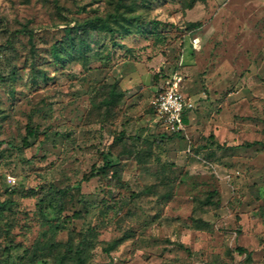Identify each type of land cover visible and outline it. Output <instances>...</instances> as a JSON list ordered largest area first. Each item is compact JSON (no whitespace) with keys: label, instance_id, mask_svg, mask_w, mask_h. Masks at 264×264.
<instances>
[{"label":"rangeland","instance_id":"obj_1","mask_svg":"<svg viewBox=\"0 0 264 264\" xmlns=\"http://www.w3.org/2000/svg\"><path fill=\"white\" fill-rule=\"evenodd\" d=\"M189 3L0 0V264H264V0Z\"/></svg>","mask_w":264,"mask_h":264},{"label":"built area","instance_id":"obj_2","mask_svg":"<svg viewBox=\"0 0 264 264\" xmlns=\"http://www.w3.org/2000/svg\"><path fill=\"white\" fill-rule=\"evenodd\" d=\"M193 47H198L199 39L193 37L191 40ZM182 76L175 72L161 86L151 100L153 113L161 124L163 129L168 133H178L184 129L185 123L183 115L194 107L193 98L185 94L181 89ZM215 264H248L239 261Z\"/></svg>","mask_w":264,"mask_h":264},{"label":"trees","instance_id":"obj_3","mask_svg":"<svg viewBox=\"0 0 264 264\" xmlns=\"http://www.w3.org/2000/svg\"><path fill=\"white\" fill-rule=\"evenodd\" d=\"M197 1H204V0H190V3L188 4L190 7L192 6L193 3L197 2ZM111 17H115L116 14H111L110 15ZM94 22L96 23H99L101 26L103 27H106L107 30H112V28L107 24V20L105 18H101L99 16H95L93 17L92 19L88 20L87 23L88 24H91V25H95ZM8 40L6 41V45H7ZM5 45V46H6ZM4 46V47H5ZM117 95H122V93L120 91L117 90V87L112 84L110 89L108 90V94H107V97L105 99V103L107 105H110L114 102L115 100V96ZM153 110V109H152ZM187 118H188V112L186 114L183 115V120H184V123L187 122ZM36 133V130L34 128H32V126H27V129H26V134L25 136L22 138V144L24 145H27L28 144V136L29 135H34ZM176 132L174 133H170V134H175ZM115 163L106 155L104 156V163L100 166H92L89 170L88 173H85L82 175V180H88L89 178L93 177L94 175H98V174H104L105 173V169L108 167V166H114ZM11 204V200L10 199H5L3 201L0 202V208H2L3 206L5 207H9V205ZM10 248H7V251H9ZM77 252V257L82 254V250L81 248H77L76 250ZM65 259V258H64ZM249 261V259L247 260ZM245 263H248V262H245ZM54 264H64L62 259H58L56 260V262ZM212 264H215V263H212Z\"/></svg>","mask_w":264,"mask_h":264}]
</instances>
